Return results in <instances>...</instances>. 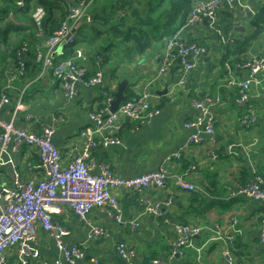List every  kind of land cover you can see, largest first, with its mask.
I'll return each mask as SVG.
<instances>
[{"label": "crops", "instance_id": "obj_1", "mask_svg": "<svg viewBox=\"0 0 264 264\" xmlns=\"http://www.w3.org/2000/svg\"><path fill=\"white\" fill-rule=\"evenodd\" d=\"M26 2L21 8L26 9ZM118 2L96 0L89 7L88 14L91 19L96 14H107ZM261 7H264V0H236L233 8L226 5L219 8L216 21L203 20L175 31L180 32L182 39L208 48V54L186 75L176 59L166 72L160 73L168 37L150 49L144 48L143 53L126 55L122 50L121 57L113 55L112 60L99 69L96 60L102 57L100 51L105 53L102 42L107 35L102 34L101 40H97L94 33H87L86 21L70 23L78 43L68 48V56L75 49L82 50L89 60L90 75L101 72L105 84L82 88L73 102H69L60 80L52 71L44 72L41 54L44 56L46 52L47 38L35 29L31 20L33 10L29 20L24 13L12 11L0 22V98L7 91L11 100L0 110L1 118L14 120L18 127L35 133H41L43 127L55 121L53 143L61 152L64 167L70 165L82 150L80 132L92 126L90 113L103 107L105 92L115 99L123 81L128 82L127 96H137L146 90L152 93L154 106L162 111L150 124L121 119L122 130L116 133L121 144L93 150L89 163L94 166L95 173L100 172L102 165L109 164L113 172L123 178L165 167L170 177L168 187L130 192L113 188L122 211L121 223L104 207L92 210L87 223L81 222L66 207L54 220L68 231L64 238L66 246L76 245L84 253V258L72 264H93V260L98 264H155L162 258L168 260V264H182L180 257L169 259L177 240L175 226L180 224L203 230L195 238V249L201 248L202 252L189 251V264H226L223 247L229 235L236 238L233 243L236 251L234 264H264V244L261 242L264 203L238 195L239 189L253 180L254 172L264 179V90L252 89L250 101L239 102L237 89L226 87V71L222 65L225 45L255 31L251 20ZM57 18H60L59 14ZM31 30L38 34L32 43L36 52L28 45L32 42L28 40ZM25 43L29 48L26 54L28 70L25 78L20 79L16 76L15 51ZM62 48L63 45L59 51ZM111 52L116 54L115 50ZM246 53L264 59V30ZM129 57L134 60L130 62ZM55 59L58 62L60 57L55 55ZM236 75L244 77L245 71H236ZM183 77L185 84L180 83ZM215 95L222 97L221 104L211 110L216 135L212 137L204 134L203 129L187 128L186 124L196 115L194 102ZM250 109L256 112L257 122L251 129H245L240 120ZM194 136H198L200 142L192 141ZM232 144H240L235 153L229 151ZM179 153L182 157L176 159ZM0 157L3 182L10 188H17L18 181L26 183L32 178L45 177L35 148L14 150L9 146L3 150L0 147ZM191 167L197 170L187 175ZM178 177L194 184L196 190L181 189L176 184ZM168 199L172 200L171 205H162L158 215L144 213V200L164 203ZM136 222L138 225L132 226ZM34 231L31 249L38 253V257L25 258L20 247L16 246L6 253L8 264H44L59 257L52 234L41 225H37ZM219 232L223 237L221 241L217 240ZM122 242L135 252L132 263L124 260L118 252V245Z\"/></svg>", "mask_w": 264, "mask_h": 264}, {"label": "built area", "instance_id": "obj_2", "mask_svg": "<svg viewBox=\"0 0 264 264\" xmlns=\"http://www.w3.org/2000/svg\"><path fill=\"white\" fill-rule=\"evenodd\" d=\"M26 0H17V7L25 5ZM96 0H67L68 13L66 20L61 24L50 37L47 38L46 52L43 57L44 72L52 71L53 75L60 80L63 91L69 102H73L79 96L84 87L92 88L104 86V78L101 72L90 75L91 68L88 65L86 54L75 49L71 56H68L69 47L76 42V35L70 23L86 21L91 23L92 19L88 14L89 7ZM236 0H196L189 13L185 26H191L203 20L214 22L217 20V11L221 6L233 8ZM34 26L39 35H45L44 21L46 11L38 6L32 14ZM63 45L62 50L59 47ZM29 48L25 43L17 53L18 68L16 76L25 78L28 70L26 54ZM208 54V48L197 42H188L180 36V32L174 33L165 46L164 64L161 74L166 72L174 59L179 60L184 75L194 70L201 58ZM55 55L60 59L56 62ZM104 64L103 57H98L96 65ZM226 71V87L236 88L239 95V102L247 103L251 99V90H264V59L259 56L246 55L240 61L224 64ZM236 71H245V76L236 75ZM185 84L184 77L180 81ZM106 102L103 107L90 113L92 126L80 132L82 150L75 160L68 166L62 165L61 152L53 143V136L56 132V122L43 127L41 133H35L18 127L14 120L6 121L0 115V147L6 150L9 146L14 150L22 147L35 148L45 170L44 178H32L26 183L17 182V188H10L3 182L1 175L2 160L0 157V264H8L6 253L13 247L19 246L20 253L26 258L38 257L36 251H32L31 244L34 242L35 228L41 225L42 228L52 234L59 250V257L53 261H46L44 264H72L84 258L82 250L74 245L66 246L64 238L68 235L65 227L54 220L55 216L63 214L66 207H69L81 222H88L89 214L95 208H107L114 219L121 223L123 221L119 199L113 194V188H120L126 191H140L148 188L166 189L169 185V174L165 167L156 171L144 173L132 178L117 176L111 165L105 164L100 172H94V166L89 163L93 150L97 148L107 149L113 145H120L121 140L116 133L122 130L121 119L143 121L150 124L161 114V109L152 103V93L142 90L135 98L121 104L117 111L111 112V105L114 98L105 92ZM11 100L7 91L0 98V110L10 104ZM220 95L206 96L194 102L196 115L190 120L186 127L193 130L203 129V133L214 137L216 135L215 118L211 110L221 104ZM21 106H18L20 108ZM257 122L256 112L252 109L240 120V125L245 129H251ZM116 134V135H115ZM200 142L198 136L191 139ZM240 144H232L229 151L235 153ZM182 154L176 155L181 159ZM197 168L191 167L187 175L195 172ZM176 184L183 190L195 191L196 186L188 183L184 177L176 178ZM238 195L248 200L264 203V179L255 174L253 180L245 187H241ZM171 199L164 203H152L144 200V213L158 215L162 205L170 206ZM235 221V220H234ZM138 223H132L137 226ZM200 227L188 225L175 226L177 240L174 243V250L169 259L180 257L182 264H189L188 252L196 250L202 252L201 248L195 249V238L202 234ZM98 234V232H96ZM220 232L217 240H222ZM235 236L229 235L227 244L223 247V257L226 264H234L236 251L233 247ZM261 242L264 244V233L261 235ZM118 252L124 260L132 263L136 257L134 250L122 242L118 245ZM98 264L97 260L92 261ZM166 259H158L155 264H168ZM25 264V262H24Z\"/></svg>", "mask_w": 264, "mask_h": 264}, {"label": "trees", "instance_id": "obj_3", "mask_svg": "<svg viewBox=\"0 0 264 264\" xmlns=\"http://www.w3.org/2000/svg\"><path fill=\"white\" fill-rule=\"evenodd\" d=\"M26 1V9H24L17 8V0H1L0 22H3L12 11H15L16 14L24 13L23 15L29 20L28 16L31 18V10L34 11L38 6H42L46 11L44 32L45 37L48 38L66 20L69 8L67 0ZM195 2L196 0H119L107 14H96L92 17V22L86 24L87 33L88 31L94 33L97 40H101L102 34L107 35V38L102 42V50L105 53L99 52L105 58V64L112 60L113 55L120 56L122 50L126 55L143 53L144 48L150 49L164 37H168V39L172 37L175 31L185 25ZM58 14L60 18H57ZM31 20L34 25L32 18ZM251 24L255 28L252 34L245 35L242 39L234 40L225 45L226 50L222 58V65L227 61L234 64L242 59L241 56L247 54L251 43L264 30V7H261L256 16L252 18ZM31 31L30 39L25 38V40H32V42H28V45L33 47L36 52L37 50L32 43H35L38 34L36 30ZM75 43L77 46V40ZM18 50L15 51L16 58ZM114 50L116 54H110ZM129 58L130 62L134 60ZM129 96L130 99L136 97L133 94Z\"/></svg>", "mask_w": 264, "mask_h": 264}, {"label": "water", "instance_id": "obj_4", "mask_svg": "<svg viewBox=\"0 0 264 264\" xmlns=\"http://www.w3.org/2000/svg\"><path fill=\"white\" fill-rule=\"evenodd\" d=\"M127 86H128L127 81H123L122 83H120L118 90L116 92L115 100L111 105V109H110L111 112L117 111L122 103H124L130 99V97L126 95Z\"/></svg>", "mask_w": 264, "mask_h": 264}, {"label": "rangeland", "instance_id": "obj_5", "mask_svg": "<svg viewBox=\"0 0 264 264\" xmlns=\"http://www.w3.org/2000/svg\"><path fill=\"white\" fill-rule=\"evenodd\" d=\"M112 53H113V52H110V54H112ZM104 59H105V58H104ZM109 67H110V66H109ZM135 87H136V86H134V92H135Z\"/></svg>", "mask_w": 264, "mask_h": 264}]
</instances>
